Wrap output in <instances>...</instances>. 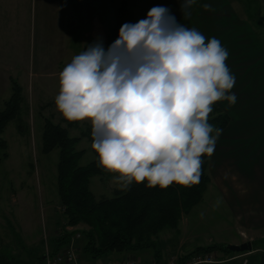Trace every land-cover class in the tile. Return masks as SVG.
I'll return each mask as SVG.
<instances>
[{
	"label": "rangeland",
	"instance_id": "rangeland-1",
	"mask_svg": "<svg viewBox=\"0 0 264 264\" xmlns=\"http://www.w3.org/2000/svg\"><path fill=\"white\" fill-rule=\"evenodd\" d=\"M120 1L0 0V109L11 92L10 77L18 82L22 95L17 117L9 121L0 134L6 142V156L0 153V257L9 264H46L43 259L46 250H51V239L62 228L67 231L76 229L74 235L79 233V238L81 231L86 229L84 224L66 225L55 184L57 149L48 153L41 151V131L44 117L66 127L71 136H78L86 125L91 127L87 120L67 125V120L56 110L59 73L73 56L92 44L88 34L91 19L97 18L105 30L106 26L114 23ZM227 1H232L237 13L247 18L264 53V21L260 25L261 20L255 18L254 12L258 6L260 14L262 0H249V12L245 9L247 0ZM126 2L136 22L145 19L149 10L158 5L169 8L180 24H184L187 18L181 8L183 0ZM198 3L196 0V4L187 11L191 14L196 12ZM261 10L264 13V7ZM250 13L252 17L248 16ZM103 43L106 49L107 40ZM75 148L83 151L79 160L81 165L96 158L91 142L85 137ZM217 154L215 151L209 159L207 171L210 181L201 201L181 217L176 228H163L152 237L155 247L135 252H113L105 259L98 258L94 264H154L156 247L160 263L171 264L178 256L198 246L247 241L251 243V251L230 250L227 253L219 250L195 254L207 260L195 264H261L260 258L264 264V227L253 231L239 227L241 223L250 221L247 217L250 214L237 212L229 204L225 191L229 193L230 187L238 184L232 178L234 168L229 158L218 161ZM235 165L242 170L248 168L245 161ZM114 175L90 177L89 187L96 199L112 196L113 190L118 188L111 182ZM239 185L235 189H245L246 182L243 188V183ZM79 244L77 239H71L58 252L74 251L77 264H87L89 258L81 254ZM195 255L186 264L196 260Z\"/></svg>",
	"mask_w": 264,
	"mask_h": 264
},
{
	"label": "clouds",
	"instance_id": "clouds-1",
	"mask_svg": "<svg viewBox=\"0 0 264 264\" xmlns=\"http://www.w3.org/2000/svg\"><path fill=\"white\" fill-rule=\"evenodd\" d=\"M195 4L183 0L185 16ZM228 57L219 39L154 6L123 24L107 49L97 40L72 57L59 73L56 110L69 122L90 121L98 167L116 174L120 190L190 186L223 131L209 123L213 106L237 102Z\"/></svg>",
	"mask_w": 264,
	"mask_h": 264
},
{
	"label": "trees",
	"instance_id": "trees-1",
	"mask_svg": "<svg viewBox=\"0 0 264 264\" xmlns=\"http://www.w3.org/2000/svg\"><path fill=\"white\" fill-rule=\"evenodd\" d=\"M250 8V2L247 0L245 9L249 12ZM254 12L255 18H259L260 25H263L264 18L259 14L258 6L255 7ZM248 16L253 15L250 13ZM125 23L137 22L126 0H121L115 10L114 23L105 28L107 48L118 38L119 30ZM9 79L11 92L0 109V134L7 123L17 117L22 100L20 85L14 78ZM229 121L228 113L215 104L209 123L223 130ZM73 123L67 121V125ZM83 137L92 143L89 125H86L78 136H71L66 127L44 117L41 151L48 153L57 149L55 175L57 198L66 225L86 226V229L81 231L82 236L76 239L80 243L81 254L90 260L105 259L113 252H135L154 246L156 243L152 237L163 228H176L181 217L188 214L192 207L201 201L210 181L207 171L210 157H202L201 177L196 184L184 186L173 183L167 188L159 186L149 188L146 182L140 184L134 182L126 191L118 187L113 190L112 196L96 199L90 190L89 179L93 175L103 176L108 173L98 167L96 158L84 165L79 164L83 151L77 150L75 145ZM5 148L6 142L0 138L2 156H6ZM75 230L67 231L62 228L60 233L51 239L49 254L54 255L60 247L73 239ZM219 250L231 252L227 245L198 246L187 254L178 256L173 264H186L195 254H209ZM159 255L156 247L154 264H162ZM262 259L260 258L261 264ZM0 264H9V262L0 257Z\"/></svg>",
	"mask_w": 264,
	"mask_h": 264
},
{
	"label": "crops",
	"instance_id": "crops-1",
	"mask_svg": "<svg viewBox=\"0 0 264 264\" xmlns=\"http://www.w3.org/2000/svg\"><path fill=\"white\" fill-rule=\"evenodd\" d=\"M205 3L211 4V11L204 10ZM232 3L199 0L198 10L186 16L183 25L198 29L206 37L219 39L229 52L226 63L236 79L232 92L237 102L232 107H228L226 101L216 103L228 113L230 121L215 151L218 161L228 157L234 168L232 178L238 185H232L229 193L225 191L229 204L237 212L250 214L247 216L250 221L239 227L253 231L264 227V53L247 18L238 14ZM262 7L264 0L260 4V15L264 17ZM244 161L248 168L242 170L235 165ZM241 183L243 189H235ZM242 209L244 211H240ZM95 261L98 259H88L86 263L94 264Z\"/></svg>",
	"mask_w": 264,
	"mask_h": 264
},
{
	"label": "built area",
	"instance_id": "built-area-1",
	"mask_svg": "<svg viewBox=\"0 0 264 264\" xmlns=\"http://www.w3.org/2000/svg\"><path fill=\"white\" fill-rule=\"evenodd\" d=\"M88 34L90 35L92 43L96 42L97 40H100L103 43L104 40H106L105 30L101 26L99 20L95 17L93 19H91V27H90V31ZM103 45H104V43H103ZM241 234L243 235V233H241ZM79 236H80V234L77 233L76 235H74L73 239L75 240V238H77ZM49 253H50V251L46 250V253L44 256V260H45L46 264H61V263L77 264V259H76L77 255H76V253H74V251L67 250L63 254L57 252L54 255H50ZM195 256L197 257V259L193 260V262L191 264L207 261V260L201 259V257L198 258L199 257L198 255H195ZM173 263H174V261L171 264H173ZM110 264H112V263H110ZM113 264H139V263L117 262V263H113Z\"/></svg>",
	"mask_w": 264,
	"mask_h": 264
},
{
	"label": "water",
	"instance_id": "water-1",
	"mask_svg": "<svg viewBox=\"0 0 264 264\" xmlns=\"http://www.w3.org/2000/svg\"><path fill=\"white\" fill-rule=\"evenodd\" d=\"M227 247L231 251H251L252 250L251 243L249 241L242 242L239 244H228Z\"/></svg>",
	"mask_w": 264,
	"mask_h": 264
}]
</instances>
